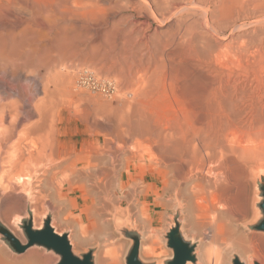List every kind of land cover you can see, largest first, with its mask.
I'll return each instance as SVG.
<instances>
[{
    "label": "rangeland",
    "instance_id": "rangeland-1",
    "mask_svg": "<svg viewBox=\"0 0 264 264\" xmlns=\"http://www.w3.org/2000/svg\"><path fill=\"white\" fill-rule=\"evenodd\" d=\"M47 1L52 3V0ZM77 1H79L78 5L81 3L79 7H82L80 9L83 11L77 10V20H74L75 27H71L74 30L68 29L70 28L68 27V22L64 20L62 22L64 23V25L62 24L64 30L61 29L58 35L61 40L59 42V40H57V35L56 38H53V33H51L50 27L47 24L45 27L46 29L44 28V32L46 33H44V36H51L47 37L48 40L44 39V45L46 44V47L42 49V51L46 49V52L44 51L43 53L39 51L34 53L32 55L33 58L30 56L31 60H29V65L33 64V66H29L25 68V70L17 71L14 75H8L9 78L11 77L9 80L14 84V99L17 100L14 105L15 113H18H16L18 118L21 116L20 119H17L18 124L16 131H29L30 133L26 136L27 143L31 146L37 144V147H35L38 150L46 147L47 151H49L48 148L50 145L60 143L62 144L63 150H65L66 153L68 152V155H70L71 152H80L82 150L83 153L92 151L96 147L95 145H97L98 141L103 142L105 139V134L108 133L105 129L108 126L113 130V134L115 133L116 136L118 135L117 137L120 135L125 138L124 147L120 141L118 143V140H116L115 143L113 142L114 144L111 142V146L109 145L113 147V149H118V157L124 155L123 157L121 156L120 159L123 158L124 160L125 157L127 158L125 159L126 162L128 161L127 163L122 161L126 165H129L132 175L129 180L126 176L124 177L125 183L122 189L116 188L118 197L114 195L115 192L113 191L115 188L108 189L111 188L109 185L106 186L107 188L105 187L107 192L105 191L106 193H104H109V195L104 194V201L107 203L110 200V202L107 203L110 206L102 212V216L104 215L103 221L108 219V223L107 221H105V223H107L109 227H112H108L107 230V232H111L110 238L108 236L109 234H107L108 243H113L114 241L116 242L115 245L117 244L115 247H120L110 249L107 263L126 264L128 253L133 244V240L129 234L138 232L141 236L140 257L145 262L154 264H157V262H164L166 264V262L173 257V250L167 245L166 235L175 224L176 219L181 222L186 219L184 198L177 194L178 188L185 185L186 179L184 180V176L181 177L179 171L176 172L178 169H174L176 168L174 163L177 164L178 162L180 164L182 161L175 162L174 160L182 159L184 153L182 151L184 149L183 139L187 133L191 134L192 132L193 134L195 131L196 133L199 131V134L201 133L203 135L207 133L204 135L209 136L226 120L222 122L221 117L215 115V109L217 107L215 106V102L219 95L228 88L235 89L239 85L249 84L247 79L248 72L244 70H249L248 67L250 70L252 69V64L250 65V63L253 59L251 55L247 54L245 56L239 51L245 49L249 44L250 45L246 49L259 48V43L264 40V17L261 15V12H259L260 14L258 13L261 9L257 8H263V4L261 2L257 3L256 1L258 0H199V2H197L198 0H183L184 3H182V0H179V2L178 0L177 2H175L176 0H171V2L170 0ZM83 1H85L83 5L87 7L82 6ZM90 1L95 6H91L92 3ZM101 1L103 2L101 3ZM186 2L187 4L191 3V6L185 4ZM254 2L257 3L256 6H254ZM85 3H88L91 7L88 6V4L85 5ZM248 3L251 7L253 6V8L250 9ZM195 4L199 5L195 6ZM244 5H246L247 8ZM89 7L92 8V11L93 7L96 9H94L95 12L93 11L94 13L92 16H88L91 12ZM83 8H88V10H86L89 13L86 11L87 14ZM254 8L258 11L254 12V10H256ZM248 9L250 10L248 11ZM251 10L253 11L250 12ZM241 11H243V14H246V12L249 14L250 12L249 19L247 17L244 18ZM79 12H85V15L83 13L81 14L82 16L79 15V17L81 16L83 18L77 17L78 14H80ZM85 16L86 18L89 17V19L87 18L86 20ZM260 18L261 20H259ZM239 19L240 21H238ZM83 20H86L84 23H87L86 26L88 25V27L84 26L85 24L82 23ZM65 23L67 26H65ZM47 26L49 28H47ZM47 31L50 32V34ZM63 31L65 32L62 33ZM62 36L64 38H62ZM51 39H53V41L56 39V41H54L55 43H52ZM48 41L51 43H48ZM57 42L58 46L59 43L62 42L60 46L63 47L59 46V49H57ZM48 44L52 46H48ZM55 48L61 50L56 51L59 52L58 54L54 52L55 54L53 55L52 51H55ZM47 50L49 51L48 53ZM46 53L48 55H46ZM69 53L70 55H68ZM39 54H42V56ZM43 54L45 55L43 56ZM239 54L240 56H238ZM236 58L240 60L243 59V63H240L241 61ZM244 58L247 61L246 69H244V62H246ZM33 59L34 61H32ZM238 62L241 66L244 64L243 67L237 64ZM87 70L94 71L100 79L112 80L116 85V89L113 92H107L93 89L89 87V85L82 83L81 76ZM1 73L2 72H0V77L3 79V73ZM48 75L49 77H47ZM24 88L28 91L24 90ZM38 104L44 105L45 109L49 108V106L50 108L48 110L46 109L47 111L43 108V113H46H42V116H40L41 114L37 109ZM241 104L242 107H251L253 100L248 96L244 98ZM10 118L11 117L7 115L5 120L6 126L9 125L11 121ZM44 122H49V124L53 122V128L49 129L47 126L48 130L45 129V132L36 133L33 130L35 129L34 126ZM228 126L229 127L225 128V131H222V135L224 132L226 137H222V139L224 138L223 140L226 145L231 143V149L221 153L219 152L220 149L217 150L216 154L218 152L220 154H217L216 159L215 157L212 158V161L210 159L208 160V156L211 154L210 151H208L209 154L208 152L202 151V155L203 160L208 157L206 162L209 166L214 165V162L217 161V163L215 162L214 168L216 167L224 172L226 171L225 175L228 177L227 182L230 183L229 185L227 183L228 186L225 187L226 189L228 188L229 191L225 189L224 196L225 198L227 197L228 203L231 202L229 204L231 205L229 206L230 209H234L232 210L233 216L235 215V218L233 217V225L237 226V228H235V226H233V228L236 232L239 230V232L242 231V233L238 234H242L241 236L244 234L242 238L244 240L246 237L245 240L248 242L245 243L249 244L251 242L250 238L257 233V235L264 240V232L257 231L254 228L263 218V213L259 207V203L262 201L260 177L254 175L257 171L264 169V116H253L252 112L249 111L246 115L242 116V118L237 119L235 123L229 122ZM202 128H204V131ZM205 128L214 129H212L213 131L210 129L209 133L208 130L206 132ZM140 129H143L144 132ZM183 130L186 135H182L184 132L181 133V131ZM185 130H188V132L186 133ZM176 132L178 134H176ZM123 134L124 136H122ZM159 134H161L160 137L162 138L159 137ZM168 134H173L174 137L175 135L176 137L180 136V139H182L183 136V139L180 141L178 138L179 140H177V138L175 137V139L172 135L174 139L172 138V141L169 142L170 138H168V136L171 137V135ZM164 139L168 143L165 142ZM161 141L168 145H162L163 143H160ZM177 141H180V143ZM181 143L182 147H180V151L178 148L181 146L179 145ZM159 145L160 148L163 149L160 150L158 148ZM121 147L128 154H126ZM237 147H239V149ZM175 148H177V150ZM235 148L239 151L243 148L242 154L244 158L241 152L238 154L231 151L233 149L235 150ZM245 148L246 150L244 151ZM249 148L253 149L255 152H252ZM195 149L196 148H194V150ZM162 150L168 151L165 154L163 153L165 151ZM248 150L251 151L250 155ZM131 151H134V153L132 152L133 155ZM195 151H199V148L197 147ZM195 151L193 153H195ZM230 151L233 153V161L230 158V153L228 154ZM135 152L136 155H134ZM153 153L155 156L153 155V157H151ZM234 153L236 155H234ZM245 153L247 156H245ZM252 153L256 155L251 156ZM174 154H176V156H174ZM237 154L241 156V159L238 161L237 159L239 156ZM128 155L133 158H129ZM177 155H179V157L175 159L174 157H177ZM219 155H221L220 157L222 158H217ZM225 155L227 157H225ZM4 156H6V154ZM137 157H141L144 160ZM225 158L228 160L224 161ZM137 159H139V163ZM225 162L228 165H225ZM229 165L232 168L227 170V168L230 167ZM0 166H2L0 168V171H2L1 169L4 164L1 161ZM39 166L40 168L38 169L40 170L38 172L34 171L36 172L35 174L33 170H26L27 173L25 172V174L30 175L31 173L32 176L31 178V176L28 175L31 178V180H29L30 184L27 183L26 186H19L18 184V187L15 184L16 189H19H15L16 192L11 188L13 192L15 191V194L9 191L11 189L8 188L6 192L5 189L0 186V188H2L0 189V212H3L2 209H5L7 205L10 206V216L12 214V218L9 216V219H7L0 213V223L11 230L22 243H27V237L22 227L23 221L29 219V215L32 214L30 205L32 204V207L35 208V199L41 197L39 196V192L36 191L37 188V190L40 188L44 189L45 192H42V194L48 196V198L45 196L44 208H41L43 213L42 211L41 214L38 213L39 216L36 215L37 213L35 214L38 219L37 221H39L38 223L41 222L42 224V218L46 213L47 217L51 215L50 212L52 210L55 214L57 212V209L49 204L51 203L50 197L54 191L52 193L51 187L48 188L50 191H48L45 186L40 185L41 187H39V184H41L39 181L44 177L41 175V165ZM225 166L226 168L224 170ZM163 172L166 173L164 174ZM175 172L178 173L180 177L176 176L177 174H175ZM40 175L42 178L39 177ZM132 176L135 177V179L132 178ZM8 178L9 176H6L5 180ZM61 178L62 176L59 177V179ZM33 181L38 183L34 185L35 182ZM6 185H8V180L4 183V186ZM67 186L68 184L65 183L63 192H66ZM111 190L113 191L111 192ZM29 193L31 197L33 196L32 200H34L31 204L27 202ZM79 193L80 192L77 191L69 194L68 199H76ZM12 194L16 198L12 199V204H7L6 201ZM113 197H115V199H113L114 201H112ZM46 200L48 201L46 202ZM115 200L117 203H115ZM78 203L79 205L73 208L70 213L72 217L77 219L80 217L79 219H83L84 224H86V216L81 215V208H83V201L81 198H79ZM13 206H16V209ZM13 208L15 210H13ZM146 215L151 219V223L147 222L145 218ZM59 223L61 222L57 221L55 217L53 223L55 230L60 234H69L75 254L82 255L90 249L96 251L97 246L100 245V248H102L105 244L104 242H106L103 241L102 238H99L100 240L93 239L92 234L94 233V228L90 227L89 232L93 231L90 233L91 235L88 234L91 237L88 240L93 241H87L82 244L83 246L77 245L75 243L77 240H75L76 237L74 236L76 233L75 226H73L74 224L67 226L65 224L63 225V223ZM185 226L187 227H185L187 234L191 236L186 239L196 243L197 248L200 241V247L203 248V241L212 238L210 229H206L207 233L206 231L202 233H192L189 231L187 220H185ZM150 230L156 232L153 237L156 239L154 247H152L150 243L151 240L149 239L151 234ZM119 243H121V245ZM219 243L221 244V241L218 242V244L216 241L213 243L215 247L213 246L214 249L212 254L214 255L211 256V264H233V259L236 256L240 258L241 254L250 264L252 259H254V262L258 261L264 264V241L262 240L250 243L255 246L253 248L257 251L255 252L253 250L252 253L254 254L255 252L254 256L252 253L245 254L241 249L233 248L231 250L229 247L230 245H225V248H222V244L220 246ZM0 248L4 252L6 251L5 253L9 255V257L11 256V258L23 257L30 249L29 248L22 254H18L8 245L2 235H0ZM31 248L37 250L39 254L46 259V264H58L60 261V256L53 251H48L39 246H33ZM201 248H199L200 254L205 255L204 252H201L202 250L204 251V249ZM102 249L98 251L100 258L98 262L97 257V264H100ZM222 249H225L227 252L225 250L223 252ZM111 250H113V252ZM203 258L206 257L204 256ZM189 263L193 264L192 262ZM94 264H96L95 260ZM200 264H203L202 260Z\"/></svg>",
    "mask_w": 264,
    "mask_h": 264
},
{
    "label": "bare ground",
    "instance_id": "bare-ground-1",
    "mask_svg": "<svg viewBox=\"0 0 264 264\" xmlns=\"http://www.w3.org/2000/svg\"><path fill=\"white\" fill-rule=\"evenodd\" d=\"M78 2L79 1H77V0H52V3H50V1H47V0H0V72L3 73V79L0 77L1 78V81H0V161L4 164V166H3L4 169L2 168L1 169L2 171H0V186H2L5 189V191L7 192L8 188L9 189L12 188L13 190H15L16 189L15 184H16V186L18 184H19V186H26L27 183L30 184L29 180H31V178H32L31 173H30V175L28 174L29 176H31V178H30L27 174H25V172L27 173V171H32V170H33V172L34 171L38 172L40 170V169H38V168H40L39 165H41V175L44 177L42 178L41 175L39 176L42 178V180L39 181V182H41V184H39V187L45 186V187H47V189L51 187L50 189L52 190V193L54 191V193L50 197L51 203H49L50 205H53V207L55 209H57L56 214L53 210L50 212V214L52 216V222H51L52 226L55 228V226L53 224L55 217H56V220L63 223V225L65 224L68 226L70 224L71 225L74 224L73 226H75V231H76L74 236L76 237L75 240H77L75 243L77 245H80V246L82 244L86 243L87 241H91V240H88L89 238H91L88 234H90L94 230V233L92 234L93 239L102 238L103 241H106V242H104L105 244L102 247L103 249L100 248V245L96 247L97 249L94 253L96 264H97V257H98V262H99V258H100L99 255L100 254L98 253V251H100L101 249H102V251H101L100 264H108L107 263V261H108L107 257L110 253V249L111 248H120V247H115L117 244L115 245L116 242H114V241H113V243H111V242L108 243L109 240H108L107 234H109L108 236L110 238L111 232L110 233L107 232L108 227H109L107 225L108 219L105 220V221H107V223H105V221H103L104 215L102 216V212L105 211L108 208V206H110L107 204L108 202H110V200L109 201L107 200L108 201L107 203H106V201H104V198H105L104 194L107 192L105 187L109 185V187H111V188H108V189L115 188V190L114 191L111 190V192L112 191L115 192L114 195H116L118 197V195L116 193V188L122 189L124 187V183H125L124 177L126 176L127 179L129 180V178L132 175L131 174V168L129 167L128 164L127 165L125 164L128 162V161L127 162L125 161V159H127V158L125 157L124 160H123V158L120 159L121 156L123 157L124 155H121V156L119 155L120 157H118L117 156L118 155L117 153L119 152L118 149L117 148L113 149V147H110L111 146L110 144H111V142L115 143L116 140H118V143L120 141L122 143V146L124 147L125 146V140H124L125 138L121 137L120 135H119V137H117L118 135L116 136L115 133L113 134V130H111L110 126H108L109 128L106 127V129H105V130H107L108 133L105 134V139L103 138L104 139L103 142L98 141L97 145H95L96 147L92 151H90L89 153H83V150H82L80 152H71L70 155H68L67 154L68 152L66 153L65 150H63L62 144H60V143L50 145L48 148L49 151H47L46 147H43L42 149L38 150L36 148L37 144L36 145L34 144L33 146H31L29 143H27L26 136H28L27 134L30 133L29 131H22V132L16 131V129H17L16 127L18 124L17 119H20L21 116H19V118H18V115H17L18 113L17 112H16L17 114L15 113L14 105H15L17 100L14 99L15 98L14 91H13L14 84L12 83V81L9 80V79H11V77L10 78L8 77V75H10V74L14 75L17 71H20L23 69L25 70V68H28L29 66H33V64L29 65V60H31L30 56H32L36 52L42 51V49H44L46 47V44L44 45V39L48 40L47 37L51 36V35L44 36V33H45L44 28L46 27L47 24L50 27L49 28L47 26V28L50 29L51 33H53L52 34L53 38H56V35L58 37L60 30L63 29L62 24L64 25V23H62V22L64 20H66L68 22V27H70V28H68V27H66V28L72 29L71 27H75V25H74L75 21L74 20L76 19V13H78L77 10L79 11V10H81L80 8H82V7H79L81 3L78 5ZM84 2L85 1H83L82 6H84L83 5ZM102 2L103 1H101V3ZM170 2H171V0H170ZM172 2H174V1H172ZM175 2H177V0ZM178 2H179V0H178ZM188 2H190V1H188ZM197 2H199V0ZM256 2L257 3L261 2L263 4L262 5L263 8L257 7V8L261 9L260 11H258L256 8H254V9H256V10H254V12L255 11H258V13L261 12V15H263V17H264V0H258ZM256 2H254L255 5L253 3L252 4L254 6H256V4H257ZM101 3H99V4H101ZM182 3H184L183 0H182ZM191 3H192V1H191ZM242 3H243V1H242ZM245 3H247V2H245ZM86 4H88V3H85V5ZM92 4H91V6H95L94 4L93 5ZM107 4H108V2H107ZM171 4H173V3H171ZM180 4H181V1H180ZM185 4H187V2ZM190 4H189V6H191ZM196 5H199V4H195V6ZM88 6H90V5L88 4ZM244 6L247 8L246 5H244ZM84 7H87V6H84ZM185 7H183V8H185ZM248 7H250V9L253 8V6L251 7V5H249V3H248ZM83 9L85 12L88 10V8H86L87 10L85 8H83ZM90 9H91L92 13L91 12L89 13L87 11L90 14L88 16H92V14L95 12L94 7H93L94 12L92 11V8H90ZM90 9H89V11H90ZM250 9H248V11ZM81 11H83V10H81ZM106 11H107V9H106ZM252 11L253 10H251L250 12H252ZM85 12H82V13L85 15ZM242 12L243 11H241V13ZM250 12H249V14H248V12H246V14L242 13L244 15L243 17L248 18L250 15ZM82 13L78 14L77 17H79V15H81ZM258 13H256V14H258ZM238 14H239V12H238ZM251 15H252V13H251ZM81 16L79 18H83ZM86 16H85V18H86ZM61 18H62V20H61ZM87 18L89 19V17H87ZM87 18H86V20H87ZM240 19L238 21H240ZM80 20H82V19H80ZM86 20H83L82 23L85 24L84 22H86ZM259 20H261V18ZM252 23H253V21H252ZM86 24L84 26L88 27V25L86 26ZM65 26H67L66 23H65ZM76 27H77V25H76ZM72 30H74V29H72ZM65 31H63L62 33H64ZM74 32H72V33H74ZM48 33L50 34V32H48ZM54 33H55V36H54ZM67 34H69V33H67ZM44 37H46V38H44ZM59 38L60 37H58L57 40H59V42H60L61 40ZM62 38H64V37L62 36ZM51 40H52L51 41L52 43L54 41H56V39L54 41H53V39H51ZM51 42L48 41V43H51ZM61 44H62V42L59 43V46ZM259 44H260L259 48L246 49L250 45L249 44L247 47H245V49H241L240 51L238 50L242 55H245V56L247 54L251 55V58L253 59L251 61V63L249 62L250 65L252 64L251 65L252 69L250 70V68L248 67L249 70H247L246 69L247 61L244 58L245 59L244 61H246V62H244V64H245L244 69H246V70H244V69L243 70L248 72L247 79L249 81V84L248 85H239L235 89H232V88L229 89L228 88L221 95H219V97L216 99L215 106H217V107H216V109L214 108L215 109V115H219L222 119V122L226 119L223 122V124H221L218 127V129H216L214 131L212 130L214 128H212V129L211 128H205L206 132H207V130L209 131L210 129H211V131H213V134H211L209 136L204 135L207 133H204L203 135L201 133L199 134L198 130H197L198 133H196V131H195V133H193V134H192V132H191V134H188L187 133L188 130L187 131L185 130L187 135L185 134L184 130L181 131V133L184 132V133H182V135H184V134L186 135L184 137V139H183V136L181 135L182 139L184 140V142H183V144H184L183 148L184 149L182 150L184 153H183L182 159H180V160L179 159L178 160L173 159V160L175 162L176 161H179V162L182 161V162H180V164L178 162H177V164L174 163L176 165L175 166L176 168H174V169H178V170H176V172L179 171V173L181 174V177L184 176V180L186 179V182H185V185H183V186L179 187V185H178L179 188H178L177 194H179L181 197H183L184 201H185V205H184V211H185V207H186V213H185L186 219L185 220H187V222H188L189 231H191L192 233H199V232L202 233V232L206 231V229H210L212 232V238L211 239L209 238L210 240L207 239L206 241L205 240L203 241V244H202L203 248L200 247L201 241L199 242L198 248H196V251H195V253L198 255V260L193 264H200L201 260H202L203 264H211L210 259H211V256L214 255L212 253H213V249H214L213 243L215 241L217 242V244H218V242L221 241L222 248H225V245L226 246L230 245L229 247L231 250L233 248L239 249V250L241 249L245 254L246 253H252L253 250L255 252H257L256 249L253 248L255 246L250 244L251 242H253V241L256 242L257 240L264 241L261 237H259V235H257L258 234L257 233L256 234L257 236L253 235L250 238L251 242L249 244H247V243H245V242H248L245 240L246 237L244 238V240L242 238L244 236V234H243V236H241L242 234L241 235L238 234V233H242V231L239 232L240 231L239 230L236 232V230L233 228V226H235V225H233V221H234L233 217L235 215L233 216L232 210H234V209H230L229 206H231V205H229V204L231 202L228 203L227 197L225 198V196H224L225 191L228 190V188L226 189L225 187H227L230 183V182L229 183L227 182L228 177H226L227 175H225L226 171L224 172L221 169H217L216 167L214 168L215 162L217 163V161H215V160H214L215 161L214 165H211V166H209L208 163L206 162V159L208 157H209L208 160L210 159L212 161V158L215 157V159H216L217 154H220L221 152H225V151L227 152L229 149H231V147H230L231 143L230 144L228 143L227 145H229V146H227L223 140L224 138H226L224 135V132L222 135V131L223 130L225 131L226 130L225 128L229 127L228 126L229 122L235 123V121L237 119L242 118V116L246 115L249 111L252 112L253 116H257V117H260V116L262 117V115L264 116V40H262L261 43H259ZM49 45L50 44H48V46ZM50 46H52V45H50ZM55 46H56V44H55ZM59 46H58V42H57V46H56L57 49H59ZM60 47H63V46H60ZM250 47H253V46H250ZM242 48H243V46H242ZM57 49L55 51H52L51 49H49V50L52 51L53 55H54L55 54L54 52L61 50V49L60 50H57ZM45 50H43L42 52L44 53ZM53 50H54V48H53ZM48 52L49 51L47 50V53ZM47 53H46V55H48ZM58 53L59 52H56V54H58ZM237 54H238V52H237ZM39 55L42 56V54H39ZM44 55L45 54H43V56ZM68 55H70V53ZM238 56H240V54ZM32 58H33V56H32ZM34 59L32 61H34ZM236 59H238V58H236ZM238 60H240V59H238ZM242 60H240L241 62L240 61L239 62L243 63ZM239 62L237 64L240 65ZM243 65L242 66L240 65V66L243 67ZM57 73H58V71H57ZM47 77H49V75ZM46 82H47V80H46ZM45 87H47V86H45ZM24 90L28 91L25 88H24ZM24 93H26V92H24ZM42 93H44V92H42ZM19 94H20V92H19ZM248 96H250L251 99L253 100V104L251 105V107H242L241 103L243 102L244 98L248 97ZM41 99H42V97H41ZM43 108H44V105L43 106H42V104L37 105L38 112H40V114H41L40 116H42ZM49 108H50V106H49ZM49 108H46V109L48 110ZM34 113H35V111H34ZM45 113H43V114H45ZM7 115H9V117H11L10 118L11 121H10L8 126L5 125V120L7 118ZM43 120H45V119H43ZM47 123H48V125H47ZM230 125H231V123H230ZM25 126H26V124H25ZM47 126L49 127V129L50 128L52 129L54 126V123L53 122H51L50 124H49V122H46V123L44 122L42 124L40 123L39 125L37 124L36 126H34L35 129H33V130L36 133H40V132L42 133L45 129L48 130ZM112 129H113V127H112ZM202 129L204 131V128H202ZM141 131L144 132L143 129ZM209 133H210V131H209ZM176 134H178V133L176 132ZM90 135H92V134H90ZM160 135L161 134H159V137H160ZM164 135H167V134H164ZM164 135H162V136H164ZM168 135H171V134H168ZM172 135H171V137L168 136V138H170L169 142L172 141L171 139L174 137V135H173V137H172ZM122 136H124V134ZM142 136H144V135H142ZM175 137H176V135H175ZM179 137L180 136L176 137L177 140H179L181 138V137L180 138ZM222 137H224V138L222 139ZM160 138H162V137H160ZM168 138H167V140H168ZM182 139H180V141ZM162 141H163V139H162ZM162 141L160 143H163ZM164 141H165V139H164ZM180 141H177V142L180 143ZM165 142H167V141H165ZM94 143H96V142H94ZM167 143H163L162 145H164V144L166 145ZM171 143H169V144L172 145L173 143L172 144ZM178 143H176V144H178ZM91 144H93V143H91ZM126 144H127V141H126ZM179 145H181V146H179ZM179 145H177V146H179V148L182 147V143ZM196 146L199 148V151H195L197 149ZM193 147L196 149L194 150ZM158 148L160 150L163 149V148H160V145ZM168 148H170V147H168ZM177 148H175V149L177 150ZM179 148H178V150L181 151V148L180 149ZM237 148L239 149V147H237ZM237 148H235V150L233 149L231 151L238 153V154L241 152V154H242L243 148L240 149V151L237 150ZM121 149H122V147H121ZM164 149H166V148H164ZM219 149H220V151H219L220 153L218 152L216 154V151ZM176 150H173V151H176ZM245 150H246V148L244 149V151ZM250 150L252 152L254 151L253 149H250ZM250 150H248L249 152L247 151L249 153V155L251 154ZM123 151H125V150H123ZM162 151H165V150H162ZM167 151H165L163 153L166 154ZM194 151H195V153H193ZM202 151H205V152L210 151L211 154L205 160H203ZM231 151L228 152V154L230 153L229 155H231L230 158L232 160V156H233L232 154L233 153H231ZM132 152L134 153V151H131V154H132ZM235 153H234V155H236ZM5 154H6V156H4ZM126 154H128V153L126 152ZM208 154H209V152H208ZM256 154H257V151H256ZM134 155H136V152ZM151 155H152L151 157H153L154 153ZM255 155H253V153H252L251 156H255ZM138 156H141V155H138ZM174 156H176V154H174ZM220 156L221 155H219L217 158H222ZM243 156L244 155L242 154V157ZM245 156H247V154ZM128 157L131 158L132 156L128 155ZM178 157H179V155H177V157H174V158L177 159ZM198 157H200L201 159ZM225 157H227V156L225 155ZM240 157L241 156L238 157L237 161L241 159ZM137 158L143 159L141 157H137ZM135 159H136V157H135ZM198 159H200V160H198ZM233 159H234V157H233ZM122 160L125 161V163ZM137 160L139 163V159H137ZM201 160H203V161H201ZM226 160H228V159L225 158L224 161H226ZM198 161H200V162H198ZM122 162L124 163V165ZM169 162H170V160H169ZM209 163H210V161H209ZM140 164H141V162H140ZM225 165H228V164H226V162H225ZM1 167L2 166H0V168ZM171 167H172V165H171ZM145 168H146V166H145ZM219 168H220V166H219ZM225 168H226V166L224 167V170H225ZM229 168L231 169L232 167L231 166L228 167L227 170ZM173 171H175V170H173ZM36 172H34V174ZM176 172H175V174H177L176 176H179L178 173H176ZM228 175H229V173H228ZM6 176H9V178L6 179V180H8V185L4 186V183L6 182V180H5ZM60 176H62L61 179H59ZM133 176H132V178L135 179V177H133ZM254 176L264 178V169L257 171V173ZM254 176H253V178H254ZM181 179H183V178H181ZM33 182H35V181H33ZM31 183H32V181H31ZM37 183L35 182L34 185H36ZM65 183H67L68 186H67L66 192H63ZM227 183H228V185H227ZM32 186H33V183H32ZM27 187H29V186H27ZM45 187H43V188H45ZM127 187H130V186H127ZM20 188H22V187H20ZM0 189H2V188H0ZM4 189H3V191H4ZM12 189L9 191L11 192ZM37 189H36V191L39 192V194H40L39 196H41V197L35 199L36 200L35 201L36 205L34 206L35 208L32 207L31 203H33L34 200H32L33 196L31 197L30 193L28 194L29 199L27 202L29 204H31L30 205L31 213H32L31 219L33 221L34 228L42 229L43 221H44L47 213L42 218V224H41V222L38 223L39 221H37L38 219L36 217L39 216L38 213L41 214V211H42L41 208L42 207L44 208V204H45L44 199H45L46 194L45 195L42 194V192L43 193L45 192L44 189H41V188L39 190H37ZM16 190H19V189H16ZM20 190H22V189H20ZM48 191H50V190L48 189ZM77 191H79L80 193H79V196L76 197V199L75 198L72 200L68 199L69 194L77 192ZM46 193L48 194L47 191H46ZM105 195H109V193L105 194ZM111 195H113V194H111ZM46 197L48 198V196H46ZM115 197L112 198V201H114L113 199H115ZM14 198H16V197L13 196V194H12V196L7 199L6 203L10 204L12 202V199H14ZM79 198H81L83 201V203H82L83 208H81L82 210L81 209H79V210H81V215L86 216V221H87L86 224H84L83 219H79L80 217L78 219L75 217H72V215L70 213V211L73 208H75L79 205V203H78ZM106 199H107V197H106ZM17 200H18V198H17ZM116 200H115V203H117ZM47 201L48 200H46V202ZM229 201H231V200H229ZM28 203H27V206H28ZM14 205H16V204H14ZM9 207L10 206L6 205V207L4 209L3 205H2L3 209L2 208L1 209L3 212H0L1 214H3V217H5L7 219H9V216L11 213V212H9V210H10ZM13 207L16 209V206H13ZM14 208H13V210H15ZM184 211H183V213H184ZM12 212H14V211H12ZM42 213H43V211H42ZM35 214L37 216H35ZM11 216H12V214H11ZM11 216H10V218H12ZM145 218H146L147 222L151 223V219H149V216L146 215ZM185 220H182V222H181L180 231L183 232V235L186 238H190L191 236H189L187 234L186 229H185V227L187 226V225L185 226ZM144 222H146V221H144ZM61 223H59V224H61ZM90 227L91 228L93 227L94 229L89 232ZM109 228H112V227H109ZM235 228H237V226H235ZM150 232H151V234L149 236V239L151 240L150 243L152 244V247H154V244L156 243V239H154L153 237L155 236L156 232L154 230H150ZM206 233H207V231H206ZM208 233H210V232H208ZM218 240H220V241H218ZM70 242H71V240H70ZM119 244L121 245V243H119ZM221 244H220V246H221ZM223 244H224V247H223ZM99 248H100V250H99ZM199 248L204 249V251L202 250L201 252L202 253L204 252L205 255L200 254ZM222 250L224 252L225 249H222ZM227 250H229V249H227ZM111 251L113 252V250H111ZM5 252L0 248V264H46V262H47L46 259L41 254H39V252L37 250H34L33 248H30L29 252H27V254H25L23 257H19V258H11V256L9 257V255H7ZM255 252H254V254H255ZM254 254L252 253L253 256H254ZM202 255H203V257L205 256L206 258H203ZM241 255H240V258L244 262V264H250L249 261H246ZM245 257H246V255H245ZM247 258H248V254H247ZM250 262H251V264H253L254 259H252V261H250ZM157 264H165V263L164 262H157ZM188 264H190V263H188Z\"/></svg>",
    "mask_w": 264,
    "mask_h": 264
},
{
    "label": "water",
    "instance_id": "water-1",
    "mask_svg": "<svg viewBox=\"0 0 264 264\" xmlns=\"http://www.w3.org/2000/svg\"><path fill=\"white\" fill-rule=\"evenodd\" d=\"M260 189L262 192V201L259 207L263 213V218L258 224L254 226L257 231L264 232V178L261 177ZM23 221L22 227L27 237V243H22L20 239L11 232L7 227L0 223V235H2L8 245L18 254L26 252L33 246L43 247L48 251L55 252L60 256L58 264H94L95 250L90 249L82 255L75 254L73 246L69 239L68 233L59 234L52 226V216L49 215L45 218L42 229L34 228L31 219ZM181 221L175 220V224L168 231L167 245L173 250V257L166 262V264H188L189 262L195 263L197 261V254L195 253L197 244L191 240L186 239L183 232L180 231ZM129 236L133 240L132 247L128 253L126 264H154L145 262L140 257L141 236L138 232L130 233ZM233 264H244L239 258L233 259ZM253 264H262L255 261Z\"/></svg>",
    "mask_w": 264,
    "mask_h": 264
},
{
    "label": "built area",
    "instance_id": "built-area-1",
    "mask_svg": "<svg viewBox=\"0 0 264 264\" xmlns=\"http://www.w3.org/2000/svg\"><path fill=\"white\" fill-rule=\"evenodd\" d=\"M81 81L93 89H99L107 92H113L116 89V85L112 80L100 79V77L92 70H87L81 76Z\"/></svg>",
    "mask_w": 264,
    "mask_h": 264
}]
</instances>
